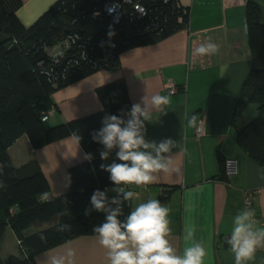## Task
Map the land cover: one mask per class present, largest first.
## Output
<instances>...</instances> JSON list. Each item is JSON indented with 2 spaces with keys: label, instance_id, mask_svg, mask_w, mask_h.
<instances>
[{
  "label": "crops",
  "instance_id": "obj_1",
  "mask_svg": "<svg viewBox=\"0 0 264 264\" xmlns=\"http://www.w3.org/2000/svg\"><path fill=\"white\" fill-rule=\"evenodd\" d=\"M16 14L24 26H30L58 0H20ZM260 9L264 22V0H251ZM188 10L187 26L152 44L127 49L119 54L120 67L111 72L96 70L54 90V111L50 125L64 123L103 109L97 88L123 80L130 108L141 97L167 95L171 103L166 114L153 112V122H146V139L171 138L178 143L173 149L179 172L161 174L158 182L146 188L131 186L137 193L136 203L155 198L167 206L172 229L170 242L182 250L185 229H195V239L208 249L205 264H235L227 238L235 215L245 207L246 193L251 192L250 209L255 211L259 226H264V166L246 152L236 137V126L252 121L257 105H237L243 81L251 65L247 40L245 5L247 0H179ZM216 43L215 55L198 56L195 49L202 43ZM173 81L176 92L165 89ZM195 116V125L188 120ZM233 118V121H232ZM198 124L203 132L197 134ZM186 149V151H184ZM13 166L37 161L47 184L48 193L59 196L70 186L68 170L86 161L85 151L72 135L33 148L26 135L9 148ZM235 158L238 170L232 177L223 173L225 158ZM42 227H31L33 233ZM75 252V264H108L106 251L95 235H81L46 251L35 253L36 264H51V258ZM24 255L10 227L0 236V256ZM264 263V249L256 252L250 264Z\"/></svg>",
  "mask_w": 264,
  "mask_h": 264
},
{
  "label": "trees",
  "instance_id": "obj_2",
  "mask_svg": "<svg viewBox=\"0 0 264 264\" xmlns=\"http://www.w3.org/2000/svg\"><path fill=\"white\" fill-rule=\"evenodd\" d=\"M111 2L119 4L120 17L108 31L91 38L76 31L94 11L103 13L104 5ZM136 2L144 7V14L134 8ZM20 4V0H0V163L5 165L0 176L5 185L0 188V236L10 227L24 255L6 259L0 256V264H36L35 253L81 235H94L92 226L100 224L104 215L95 211L85 215L90 197L97 189L114 187L110 174L100 165L116 160L115 152L107 161L102 160L103 146L94 142L91 134L101 128L106 115L130 110L124 81L115 80L97 88L103 104L101 111L48 125V119L42 121L41 117L54 108L52 92L99 69L118 70L121 52L156 43L188 23V10L179 0H58L26 27L16 14ZM245 21L251 65L237 105L241 110L254 103L257 115L236 126V137L242 148L264 166V22L258 5L251 0L245 5ZM75 35L64 64L55 63L48 50L62 37L70 39ZM73 132L81 137L79 144L92 159L69 168L66 193H48L37 161L13 166L8 148L20 136L26 135L33 148H40L74 136ZM127 190L133 188L129 186ZM45 194L49 199H44ZM115 195L108 192L109 197ZM129 211L125 204V215ZM62 224L71 225V230L60 231ZM42 226L45 227L28 233L31 227ZM41 235L46 239L42 241Z\"/></svg>",
  "mask_w": 264,
  "mask_h": 264
},
{
  "label": "clouds",
  "instance_id": "obj_3",
  "mask_svg": "<svg viewBox=\"0 0 264 264\" xmlns=\"http://www.w3.org/2000/svg\"><path fill=\"white\" fill-rule=\"evenodd\" d=\"M218 51L219 46L210 40L195 49L198 56L215 55ZM170 103L167 95L154 94L150 98L144 95L130 110H121L119 115H106L101 128L91 134L92 140L103 146L102 160L107 161L113 152L116 156L112 163L100 165L110 174L114 187L95 190L90 197V208L85 210L86 216L93 211L104 215L100 224L92 226V232L105 249L108 264H205L208 249L195 239L194 228L185 229L184 240L189 243L178 250L170 242L171 210L155 198L133 207L131 202L138 199V195L127 190L129 186L146 188L158 182L161 174L179 172L173 159V149L178 143L171 138L159 142L146 139V122H153V112L166 114ZM188 123L194 126L195 116ZM73 135L79 142L81 137L75 132ZM84 159L90 161L91 154L85 153ZM4 167L0 163V176ZM4 186L0 180V188ZM109 191L116 195L109 197ZM44 199H49L48 194ZM125 204L130 208L127 215ZM259 223L255 211L250 208L242 209L233 218L227 244L234 254L235 264H250L256 252L264 249V226ZM59 230L70 231L71 225L62 224ZM45 239L41 235V240ZM51 264H75V252L68 249L65 254L52 257Z\"/></svg>",
  "mask_w": 264,
  "mask_h": 264
},
{
  "label": "built area",
  "instance_id": "obj_4",
  "mask_svg": "<svg viewBox=\"0 0 264 264\" xmlns=\"http://www.w3.org/2000/svg\"><path fill=\"white\" fill-rule=\"evenodd\" d=\"M134 8L141 14L145 13L144 7L138 4L137 2L134 3ZM103 10H104L103 13L99 11H94L92 15L90 16L105 17L111 23L115 22L120 17V6L117 2H111V3L105 4ZM91 37L93 36L89 35L88 38H91ZM75 38H76V35L73 37L70 36V39L67 36L62 37L61 40L57 44H55L51 49L48 50V54L51 56V58L53 59L55 63L59 64L62 62V64H64L65 60H63V58L65 59L66 50L71 46V43H74ZM177 88L178 87L173 81L167 82L165 85V89L168 92H176ZM53 111H54V108H51L46 113H44L41 117L42 121H46ZM196 131H197V134L200 135L203 132V125L198 124ZM237 170H238L237 159L231 158V157L225 158L224 167H223L224 175L230 178L237 173ZM252 195L253 193L251 194V192L246 193V197H245V207L246 208H250ZM260 264H264V263H260Z\"/></svg>",
  "mask_w": 264,
  "mask_h": 264
},
{
  "label": "water",
  "instance_id": "obj_5",
  "mask_svg": "<svg viewBox=\"0 0 264 264\" xmlns=\"http://www.w3.org/2000/svg\"><path fill=\"white\" fill-rule=\"evenodd\" d=\"M111 28V22L105 17L89 16L82 28H77L76 31L88 35H98L102 32L108 31Z\"/></svg>",
  "mask_w": 264,
  "mask_h": 264
},
{
  "label": "rangeland",
  "instance_id": "obj_6",
  "mask_svg": "<svg viewBox=\"0 0 264 264\" xmlns=\"http://www.w3.org/2000/svg\"><path fill=\"white\" fill-rule=\"evenodd\" d=\"M46 124H48L49 125V123L47 122Z\"/></svg>",
  "mask_w": 264,
  "mask_h": 264
}]
</instances>
